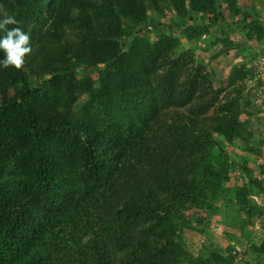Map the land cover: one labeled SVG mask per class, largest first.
<instances>
[{
    "label": "trees",
    "instance_id": "1",
    "mask_svg": "<svg viewBox=\"0 0 264 264\" xmlns=\"http://www.w3.org/2000/svg\"><path fill=\"white\" fill-rule=\"evenodd\" d=\"M14 1L0 0L8 14H18L11 15L19 23L9 27L25 31L23 17L35 21L32 33L46 26L27 71L24 64L0 68V264H112L118 255L120 264H225L216 251L204 259L192 256L179 227L183 209L208 207L229 179L230 165L213 158L217 143L200 119L221 90L203 100L211 82L205 90L197 85L206 75L193 74L184 86L172 69L163 78L168 96L160 98L142 78L147 68L133 73L149 48L140 29L132 31L146 22L147 3L171 5L192 40L207 33L206 26L242 29L249 15L229 23L217 0ZM236 1L223 0L231 15L239 13ZM190 11L206 18L204 25L187 22ZM67 27L78 29L76 41L64 38ZM127 35L131 42L123 51L120 39ZM176 43L163 37L156 55L167 57ZM79 66L98 74L99 89L89 77H74ZM247 74L234 67L230 83ZM77 89L106 95V113H72L67 104ZM190 101L188 111L180 109ZM235 102L220 104L213 128L228 142H245L250 135ZM168 105L171 117L161 112ZM245 149L260 154L259 146ZM238 167L251 173L245 159ZM260 168L264 174V164ZM251 192L242 183L235 200L254 224L263 208ZM256 250L264 254V241Z\"/></svg>",
    "mask_w": 264,
    "mask_h": 264
},
{
    "label": "rangeland",
    "instance_id": "2",
    "mask_svg": "<svg viewBox=\"0 0 264 264\" xmlns=\"http://www.w3.org/2000/svg\"><path fill=\"white\" fill-rule=\"evenodd\" d=\"M7 1L16 5L14 0ZM91 1L102 2V0ZM217 3L221 5L227 22L242 19L246 14L249 15L247 24L242 29L231 26L225 27L222 31L216 30L215 26H206L207 33L197 40L186 37V24L179 20L176 10L171 5L161 4L157 9L147 3L146 22L133 29L132 34L140 29L138 36L141 40L147 41L149 52L143 58V63L136 65L135 72L133 69L132 71L137 76L135 73L140 74L142 67L147 68L148 72L141 77L163 99L168 96V91L163 89V78L172 69L177 76V82L186 80L184 86H189L187 82L193 74L197 73L199 77L206 75L205 81L197 85L199 91L205 90L206 87L209 88L207 81L211 82L212 89H207L208 92L202 97L203 100H210L211 91L221 90L213 105L200 115V119L207 124L209 128L206 131H210L212 140L217 143L212 153L213 158L230 165L229 179L223 184L218 197L214 198L208 207L188 206L182 210L179 219L181 241L194 257L204 259L210 256L211 252L216 251L227 259L225 264H264V254L261 252L263 250H256L264 241V174H261L260 168V165L264 164V104L260 94V80L256 78L258 65L264 63V0H237L239 13L236 15L230 14L223 0H217ZM0 12L9 13L4 2L0 3ZM10 13L18 15L16 9ZM188 15L193 16L194 19L187 20ZM185 20L197 27L204 25L206 18L190 11ZM22 21H26L25 31L30 33L33 51L46 25H37L32 33L35 21H31L28 17L27 19L23 17ZM77 32L78 29L75 27H67L64 38L76 41ZM163 37H171L177 41L175 49L165 58L156 55L158 43ZM120 41L122 50L127 51L131 35ZM30 56V53L25 56L26 71L35 61ZM234 67H245L248 74L244 79L236 80L231 84L230 73ZM74 77L76 79L89 77L93 80V87L97 89L101 87L95 71H87L79 66L74 69ZM37 78L36 75H30V80L36 81ZM106 99V95H101L99 90L92 94L88 89H77L74 90L73 97L67 105L77 116L89 113L98 117L97 115L106 113L102 106ZM234 99L237 100L235 103L240 111L239 119L246 122L244 134L250 135L246 136L245 142L243 139L228 142L213 128L214 118L220 114L218 112L220 104L232 102ZM190 104L191 101L180 109L188 111ZM131 105L135 106L132 103ZM161 112L171 117L174 114L173 106L168 105L165 109L162 108ZM246 145L259 146L260 154L255 156L249 153L245 149ZM241 159H245L251 168L249 175L238 167ZM232 160L236 163L234 166L231 164ZM253 178L258 179L261 186L251 185L250 179ZM242 183L249 185L252 191L251 199L263 208V215L255 219L254 224L247 222V214L239 211L236 204L235 189ZM117 259L112 264H120L119 259L122 260L123 256L118 255Z\"/></svg>",
    "mask_w": 264,
    "mask_h": 264
},
{
    "label": "clouds",
    "instance_id": "3",
    "mask_svg": "<svg viewBox=\"0 0 264 264\" xmlns=\"http://www.w3.org/2000/svg\"><path fill=\"white\" fill-rule=\"evenodd\" d=\"M18 23L14 15L0 16V68L20 69L25 62V56L32 51L30 33L21 27H9Z\"/></svg>",
    "mask_w": 264,
    "mask_h": 264
},
{
    "label": "built area",
    "instance_id": "4",
    "mask_svg": "<svg viewBox=\"0 0 264 264\" xmlns=\"http://www.w3.org/2000/svg\"><path fill=\"white\" fill-rule=\"evenodd\" d=\"M256 78L260 80V94H261V99L263 100V104H264V63H260L258 65Z\"/></svg>",
    "mask_w": 264,
    "mask_h": 264
}]
</instances>
